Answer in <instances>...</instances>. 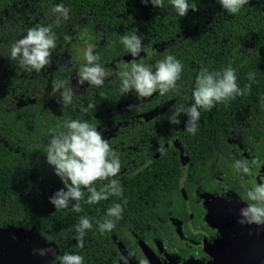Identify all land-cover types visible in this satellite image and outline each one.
Segmentation results:
<instances>
[{
    "label": "trees",
    "instance_id": "1",
    "mask_svg": "<svg viewBox=\"0 0 264 264\" xmlns=\"http://www.w3.org/2000/svg\"><path fill=\"white\" fill-rule=\"evenodd\" d=\"M189 3H196L198 11L190 9L180 17L170 0H164L163 8L154 7L150 0L147 4L142 0H0V229L12 226L37 230L46 224V229L72 231L76 235L81 216L91 219L93 215L92 221L102 222V214L96 211L88 213L83 209L76 213L71 205L55 209L50 203L49 198L64 184L47 163L46 150L51 135L65 130V120L105 124L103 138L118 153L122 165L127 161L124 157L137 159L136 150L141 151V157L155 151L149 145L155 140L149 136L150 127L154 129L155 124L160 127L157 135L176 136L191 159L214 151L230 130L264 135V0H249L238 14L228 13L218 0ZM60 4L69 9V19L59 17L57 22L58 14L52 10ZM38 25L52 26L58 38L57 47L50 66L29 72L10 59V51L16 40ZM86 30L102 36L94 49L100 64L130 54L121 37L137 30L143 39V50L150 52L126 65L143 63L155 70L157 61L174 55L184 66L177 87L145 99L138 98L134 91L121 95L123 65L106 74L102 86H90L80 96L74 93L72 103L63 105L59 93L50 95L52 82L70 81L71 87V69L76 64L69 60L68 47L78 32ZM84 63L85 59L81 65ZM229 64L237 73L241 89L251 84V90L234 100L217 103L210 111L201 109L195 135L186 131L188 117L184 114L179 125L171 124L168 116L181 105L193 102L195 80L201 69L222 71ZM250 73H255L251 81ZM101 93L107 98H102ZM167 102L170 104L163 112L141 121V114ZM89 103H95L96 109L83 112L82 108ZM143 140L148 141L147 146L130 148L129 154L121 153V141ZM92 225L84 236H105L99 231V224Z\"/></svg>",
    "mask_w": 264,
    "mask_h": 264
},
{
    "label": "flooded vegetation",
    "instance_id": "2",
    "mask_svg": "<svg viewBox=\"0 0 264 264\" xmlns=\"http://www.w3.org/2000/svg\"><path fill=\"white\" fill-rule=\"evenodd\" d=\"M101 39L100 34L98 43ZM68 57L76 64L71 69V87L80 96L92 85L77 84L83 61ZM126 64L114 60L100 65L106 75ZM106 127L98 125L97 130L105 132ZM159 128L156 124L154 129L150 127L149 136L155 139L149 144L155 147L150 156L145 152L141 157V151L136 150L137 159L124 157L127 161L114 177L123 189L121 197L112 196L97 204L80 202L82 210L101 213L102 222L107 209L121 203L122 219L115 229L104 232L105 236H84L81 249L72 231H53L46 229V224L37 230L6 226L0 232V264H20L11 258L21 259V264H59L58 257L64 253H79L85 264H264V225L239 222L240 209L253 203L247 198V189L254 181L264 182V135L230 130L214 151L191 159L176 136L157 135ZM157 137L160 140L156 141ZM147 144L145 140L121 141V153L129 154L130 148ZM254 157L260 162L257 176H245L233 168L236 160ZM103 183L98 182L97 188ZM88 195L85 190V200ZM92 220L93 215L91 223H101ZM47 247L54 249L55 256L42 257L33 251Z\"/></svg>",
    "mask_w": 264,
    "mask_h": 264
},
{
    "label": "clouds",
    "instance_id": "3",
    "mask_svg": "<svg viewBox=\"0 0 264 264\" xmlns=\"http://www.w3.org/2000/svg\"><path fill=\"white\" fill-rule=\"evenodd\" d=\"M154 7L163 8L164 0H150ZM222 8L228 13L238 14L249 0H218ZM142 3H149V0H142ZM170 4L180 17L187 15L188 11H198L196 3H189V0H170ZM69 19V9L64 5H56L52 10ZM57 35L52 26L38 25L29 28L26 35L16 40L10 51V59L19 62V65L27 71L40 72L52 63V53L57 47ZM121 43L127 51L137 57L143 50L142 36L134 30L131 35H123ZM95 44H88L85 50L86 63L81 65L78 71L77 84L100 87L105 81V70L101 67L100 56L95 54ZM183 64L174 55H167L164 59L152 65L143 63H132L125 65L120 73L121 95L134 91L138 98L145 99L159 92L164 95L177 87V81L181 78ZM255 73H250L248 79L251 81ZM70 81L54 80L50 95L60 94L63 105L72 103L74 91L69 86ZM251 90V84L241 89L237 82V73L229 64L222 71H210L203 67L195 80V88L192 93L193 102L187 106L181 105L168 120L173 125L181 123V114L188 117L185 129L195 135L198 130V121L201 118V109L211 110L217 103H226L238 96H243ZM102 98H107L101 93ZM264 100V97H262ZM132 109L134 106H129ZM96 109L95 103H89L82 111L88 113ZM64 131L51 135L46 150V161L53 166L55 174L60 177L64 187L59 189L50 197V203L55 209L68 208L70 205L76 213L82 211L81 201L88 204H97L100 201L108 200L112 196L121 197L123 189L114 177L121 172L122 163L120 156L110 145L108 139L103 138L102 132L97 126L87 120L69 119L63 122ZM260 162L257 158L251 160H236L233 168L237 173L245 176H257ZM98 182L103 183L99 189ZM85 190L90 194L85 200ZM247 198L253 203L247 204L240 209V223L264 225V182H253L251 188L247 189ZM75 201V203H73ZM127 200H124V204ZM123 205L114 203L107 209L106 218L99 223L98 228L101 234L115 229L117 221L122 219ZM91 219L81 216L76 228L77 247L83 248V237L87 230L92 229ZM34 253L40 256L51 254L55 251L51 247L34 249ZM59 264H85L84 258L79 253H64L58 257ZM143 264H147L144 261Z\"/></svg>",
    "mask_w": 264,
    "mask_h": 264
},
{
    "label": "rangeland",
    "instance_id": "4",
    "mask_svg": "<svg viewBox=\"0 0 264 264\" xmlns=\"http://www.w3.org/2000/svg\"><path fill=\"white\" fill-rule=\"evenodd\" d=\"M100 40V34L92 30L78 32L75 39L69 44L70 58L74 62H80L85 59V50L88 44H97ZM150 51H146L149 53ZM13 260V259H12ZM1 261V260H0Z\"/></svg>",
    "mask_w": 264,
    "mask_h": 264
},
{
    "label": "water",
    "instance_id": "5",
    "mask_svg": "<svg viewBox=\"0 0 264 264\" xmlns=\"http://www.w3.org/2000/svg\"><path fill=\"white\" fill-rule=\"evenodd\" d=\"M146 55V51L145 50H142V52L139 54V56L137 57H133L131 54H128L126 56H122V57H119L118 59L115 60V63L117 64H125V63H128L130 61H133L139 57H144ZM170 104V102H167L164 106H162L161 108L157 109V108H154L153 110L149 111V112H146L144 114H142V119H150L152 118L154 115L164 111L168 105ZM4 231V229H0V232ZM13 259V258H11ZM11 261H16L17 263H20L21 264V259H14V260H11Z\"/></svg>",
    "mask_w": 264,
    "mask_h": 264
}]
</instances>
